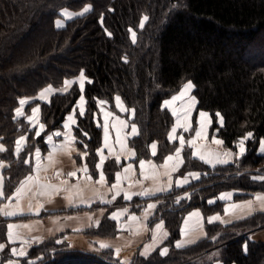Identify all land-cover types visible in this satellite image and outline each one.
Listing matches in <instances>:
<instances>
[{"label":"trees","instance_id":"16d2710c","mask_svg":"<svg viewBox=\"0 0 264 264\" xmlns=\"http://www.w3.org/2000/svg\"><path fill=\"white\" fill-rule=\"evenodd\" d=\"M89 5L86 14L57 26L63 8L80 10ZM145 16L148 19L141 28ZM81 71L89 78L84 88L87 110L83 116L78 114L74 132L78 149L88 153V162L96 161L101 145L102 130L95 120L97 101L105 99L114 106L116 95L136 110L140 134L132 144L138 157L148 155L153 140L160 143L158 157L168 153L172 144L167 131L173 117L163 103L187 81L194 84L196 114L201 109L210 113L211 132L219 129L216 133L225 146L237 149L238 138L253 133L246 155L232 166L219 168L228 167L223 175L194 184L190 189L193 200L173 208L169 198L158 208L152 221L165 213L171 232L166 241L169 252L161 255L156 249L147 257L136 255L130 263L214 264L195 258L210 242L186 249L175 248L174 242L180 237L185 211L204 205L206 196L224 186L264 187L249 178L252 173L264 174V156L257 154L258 141L264 138V0H0V137L7 148L2 153L5 158L15 161V140L28 133L18 165L6 170L11 172L8 190L13 191L14 182L32 171V163L24 160L36 146L46 150L45 134L62 127L81 91L75 84L67 93H56L41 103V122L46 126L41 138H34L36 129L24 118L14 119L18 100L37 94L46 85L60 86ZM217 112L223 117L222 127ZM261 224L264 216L244 223L248 227ZM246 240L236 233L224 238L223 264H264V242L250 240L245 253ZM74 252L52 255V260L43 262L122 264L105 255L95 254L99 257L95 259Z\"/></svg>","mask_w":264,"mask_h":264},{"label":"rangeland","instance_id":"374dc122","mask_svg":"<svg viewBox=\"0 0 264 264\" xmlns=\"http://www.w3.org/2000/svg\"><path fill=\"white\" fill-rule=\"evenodd\" d=\"M83 9L84 8L80 10H72L69 8H63L60 11L59 17L56 19V24L59 20L62 24L60 27H63L67 20L79 16L73 15L69 18L68 16L61 15L62 11L75 14L82 12ZM85 77L87 79L84 81V84H86L89 80L86 75ZM66 79L74 81L73 85L76 84L79 88L80 74ZM187 82H185L179 90L166 98L164 102L172 101L174 96H178ZM61 85L60 87H62ZM55 87L60 88L59 86ZM193 89L194 87L188 90L180 99L172 101L169 106L164 105L168 108L173 117V123L167 131V139L172 146L169 148V152L161 158L158 157L160 143L157 140H153L149 143L147 156L141 158L138 157L137 150L132 144V140L140 134L139 123L136 121V110L134 107L129 106L120 95L116 96L121 98L122 104L125 108L134 110V114H132L131 111H121L120 108L116 107L115 99L114 106H112L107 100L101 99L107 102L104 105V110L111 112L112 115L105 116L104 112H102L98 106V111L95 114V120L97 124L99 122L102 130L101 145L99 148L103 145L105 135L103 124L107 121L110 125L109 144L115 145L117 129H119V136L121 140L125 141L127 149L135 152V157H131L130 152H121L119 145L114 146L112 154H109L108 149H104V155L106 157L103 166V172L106 177V183L104 184H98L96 182L99 178V172L95 168V164L99 162V156L97 155L96 161L88 162L86 156L81 158L80 155L85 151H82L77 147L78 137L75 135L74 127L77 123V116L80 112V108L78 107V110L77 105L81 95L79 96L74 108L70 111L72 113L74 112L73 110H76V117L75 113H72L75 118V123L71 124L74 126H70L71 129L70 132H68V137L62 135L60 137H54L53 141L46 142L48 134L64 129L63 125L66 123L65 119L61 128L51 130L45 134V143L47 146L45 151H43L39 146L35 147V149L39 148L41 151V156L36 159V162H38V164L41 163V165H48L50 145H53L59 140L65 138L67 144L65 147L70 146L72 149L74 148L73 158H70L72 168L68 161L64 159V164L62 163L63 166L59 163L56 164V166H54V164H50L46 168V172L42 171L41 176L36 175L34 177V159H31L32 171L29 174L24 175L23 178L15 181L14 190L10 191L7 188V179L11 176V172L6 173V170H15L12 167H16L18 165L22 152L19 154V158L13 154L15 160L13 162L9 161L2 153H0V161H2L5 165L4 168L0 169V175L3 177L4 192V197L0 198V243L6 244L5 249L0 251V264H7L9 260L19 261V264H27V260L29 259L33 261L34 264H44L45 261L43 262V260L46 258L52 260V255H55V257H64L68 255L69 253H65V251L68 250H76V252H74L75 254L81 251L80 253L83 252L84 255L93 256L95 259H99L96 255H105L121 262L122 264L132 263L136 255H140V257H147L156 249H159L161 252L162 249L167 248L168 253L170 245L168 242L166 243V241L170 237L171 232L167 226L165 213L163 212L161 218H157L152 221V218L156 216L158 208L166 204V200L169 198L173 199V208L178 207L177 205H184L186 200L189 198L190 200H193L194 195L190 189L195 183L202 185V183L219 178L224 174V170H228V167L223 170L219 168L229 165L232 166V164H235L237 160H239L233 154H229L227 156L224 155L225 152L229 151L230 153H236L238 149L233 150L225 146L224 141L217 135L216 131L214 133L211 132L210 125L206 129V138H197L195 147H189L187 143L185 144V147L181 152L182 163L175 158L174 153L175 149L179 147V140H169L171 129L176 123V116L173 115V110H175L177 114L181 115L182 122V114L184 112H188V123L191 125L192 129H196L198 126L197 121L200 119L199 113L201 111L208 113V111L201 109L198 110L196 114L198 100L193 93ZM83 96L85 98V106L87 110V98L84 91ZM25 97L30 96H23L22 98ZM192 97L195 98L194 101L191 99ZM27 100L30 101V103L26 104L22 109L25 115L19 117L24 118L25 120L27 116L32 115L31 108H33L37 101V99ZM120 120L126 121V126H121L119 124ZM209 122L211 124V117ZM40 123L42 122L37 116L35 127H32L31 124L30 126L31 128H35L37 130ZM132 124L136 125L138 135L128 136V133L131 132ZM111 125H115V127H111ZM65 130L66 129L60 132L66 133ZM180 134H183L186 142L194 136V132H184L182 128H178L175 135L178 137ZM21 135H24L27 140L23 146L24 150L28 143V133H23ZM21 135H19L16 139H18ZM214 136L216 139L222 140L223 144H215L213 142ZM69 141H71V143H69ZM154 142L157 144L155 156L152 155L150 148V145ZM0 144H3L7 150L1 137ZM35 149L32 153H34ZM14 150L15 144L12 153H14ZM117 154L120 155V164H117L115 160V156ZM169 155L173 156V160L166 162V158ZM201 156H204L205 159H201ZM217 157L221 160H227L228 162L220 163L218 162ZM28 158L30 157L28 156ZM141 159L153 162L154 167L152 169L154 170L150 171L149 175H145L144 172L143 175H141V173L137 172L139 170V160ZM206 160H211V163L205 162ZM129 163L133 165V168L127 173H124L123 169ZM84 164H87L88 175H91V180L87 179V175L83 172L76 171V177L68 176V173H70L73 169H81ZM162 165H164V169L158 172V170L162 169ZM117 172L122 174L120 184V189H122V191L120 192V195L117 196L116 200L112 201V196L115 194V190L109 191V189L111 188V185L116 182L115 174ZM50 173L51 175L48 176ZM193 173H198L199 178H194L193 175H190ZM256 175L264 174L252 173L249 175V178L258 183H264V181L252 179V177ZM29 176H31L32 179L25 184L21 193L9 200L8 198L13 196L16 188L19 187L21 182L25 181V179ZM185 176H187L188 182L183 183L181 187H177L176 181L178 179L183 181ZM164 178L165 183L167 182V186L169 180H171L170 189L168 188V190L165 191H156L155 194L151 196L133 195L131 200L124 199V191L138 193L144 189L163 188ZM64 181H67V183H63ZM137 181H140V183H137ZM258 185L260 186L259 189L224 186V188L217 190L214 194L206 196L207 199L204 205L198 204L188 208L185 211L181 222L180 237L174 242L175 248L186 249L200 242H203L202 245H204L207 241L211 243L210 247L197 254L195 258L200 257V259L213 261L214 264H223L221 253L226 244L223 240L228 234L236 233L237 238L245 236L246 239L251 237L250 240L264 242V224L254 227L244 225V223L251 218L261 219V217L264 216V201L256 199L258 195L264 197V187L260 184ZM39 192L45 193V195L40 196ZM227 194H231L230 197L224 199L221 198ZM178 197L183 198L177 203ZM102 200L111 201V203H102ZM209 200L214 201V203H208ZM248 202H251V204L249 205ZM148 204H156V207L149 210V214L145 215V209ZM226 208L228 209L227 214L225 213ZM38 209L39 214L37 215L36 212ZM118 209L120 217H123L125 213H127L126 218L123 220L110 219L109 217L112 211L114 212ZM124 209H127V212H124ZM197 211L201 214V216L190 217V213ZM4 212H13L15 214L12 216H5ZM128 215H133L137 219H130L131 216L128 219ZM217 215H219L220 219L215 220L212 223H208L209 217ZM85 218H87L88 221L86 224H84L86 222ZM186 219L188 221L187 231H191V233L195 230L200 231L202 237L195 242L188 244L184 243V246L177 247V243L181 241L180 239L183 234L182 224ZM38 220L43 221L45 225L42 227ZM161 220L164 222L163 229L156 230L154 237L155 225ZM9 224L14 225L12 232L13 237L16 240L15 243L7 242V226ZM25 225H27V227H25ZM46 227L49 229V232L45 231ZM41 228H43L45 238L39 239L41 236L38 235V233L42 234ZM165 233H167V235H165ZM58 240L62 242L57 243ZM142 240L146 242L143 244ZM140 241H142V247L136 250L137 247L135 245L139 244ZM101 243H105L109 245V247L101 249L99 247ZM131 246H133V248H130ZM13 247L18 249L23 247L27 251V257L20 258L12 255L10 250ZM117 249L119 250L118 253L116 251ZM141 253L144 254L142 255ZM72 259L73 258H70L65 261Z\"/></svg>","mask_w":264,"mask_h":264},{"label":"snow or ice","instance_id":"6c2138e0","mask_svg":"<svg viewBox=\"0 0 264 264\" xmlns=\"http://www.w3.org/2000/svg\"><path fill=\"white\" fill-rule=\"evenodd\" d=\"M91 10V5L87 6V7H84L83 11L82 12H79V13H75V14H72V13H68L67 11H62L61 12V15L63 16H68L69 18H71L73 15H84L86 14L87 12H89ZM102 19L101 18V22H102ZM148 18L147 16H145L143 18V20L141 21V24H140V27L142 28L143 27V24H144V21H146ZM57 26L60 27L62 26V24L60 23V21L58 20L57 21ZM130 31H132L130 29ZM109 35H111V33H109ZM132 38H133V42H135V32L132 33ZM125 62H126V58H125ZM87 78L84 76V73L83 71H81L80 73V81H79V88H80V91H81V96L79 98L80 100V103L78 105V107L80 108V116H83L84 115V112H85V109H84V104H85V98L83 96V91H84V88H85V84H84V81L86 80ZM72 83H74V81H66L65 82V86H70ZM89 83H91V81H89ZM194 87V85L192 84L191 81H188L182 88L180 94L178 96H174L172 98V101H175V100H178L180 99L181 97H183L185 95V93L192 89ZM51 89H46L45 92L47 91H50ZM45 92H41L40 93V97L42 98L45 94ZM115 102H116V107L120 108L121 111H131L132 114H134V110H129L127 108H125L122 104V101H121V98L119 96H116L115 98ZM193 101L195 100L194 97L191 98ZM172 101H165L164 102V105L165 106H169ZM30 103V101L26 100V99H19L18 100V104H19V107H17L14 111H15V116H14V119L15 118H19L21 116H24L25 113L22 111V109L24 108V106L26 104ZM107 102L106 101H103V100H98L97 101V104L98 106L100 107L101 111L104 112L105 116H111V112H107L104 110V105L106 104ZM40 111V108L39 106L37 107H33L31 108V113L32 115H29L26 117V121L28 123H30L32 125V127H35L36 125V122H37V116L36 114ZM75 111V110H73ZM173 115L176 116V123L175 125L172 127L171 129V133L169 135V140L170 141H175L176 139L179 140V147H177L175 149V153H174V156L177 160H179L180 163H182V158H181V152L183 150V148L185 147V144L187 143V145L189 147H195L196 145V140L197 138H206V127L209 125V121H210V117H209V114L206 113V112H203L201 111L199 113V117L200 119L197 121V128L196 129H192L191 125L188 123V112H184L182 115H183V122H182V119H181V115L180 114H177V112L175 110H173ZM216 117L218 118V121H219V125L222 127L223 126V117L221 116V114L219 112H217L216 114ZM75 123V118H74V115H68L67 116V122L63 125V127L65 129H68L70 128L71 124H74ZM119 124L121 126H126V121L124 120H120L119 121ZM97 126H101L98 122ZM111 127H115V125H111ZM109 128H110V125L107 121H105V123L103 124V129H104V141H103V145L101 148L97 149V155L99 156V162H97L95 164V168L98 170L99 172V178L98 180L96 181L98 184H104L106 183V177H105V174L103 172V166H104V163H105V160H106V157L104 155V149H108L109 151V154H112L113 152V148L115 145H119L120 146V150L121 152H125V151H128L130 152L131 154V157H135V152L134 151H131V150H128L127 147H126V144H125V141L124 140H121L120 136H119V129H117V136H116V139H115V145H110L109 144ZM178 128H182L184 132H194V136L193 138L189 139L187 142L185 141V138L183 136V134H180L178 137L175 135L177 133V129ZM31 130V129H30ZM45 130V125L43 123H40L39 124V127L37 128V130L35 131V134H34V138H41L42 137V133L44 132ZM219 129H217L216 131H218ZM85 136H87V133H83ZM62 135H66L65 133H62L60 131H55L51 134H48L47 137H46V142L48 141H53L54 140V137H60ZM135 135H138V129L136 127L135 124H132L131 125V132L128 133V136H135ZM253 139V133L252 132H247L245 133L242 137L238 138V141L236 142V145L235 147L238 149V151L236 153H230L229 152H225L224 155L227 156L229 154H233L236 156L237 159H240L241 157H243L244 155H246L247 153V142L252 140ZM26 142V137L24 135H21L18 139H16L15 141V150H14V155L19 158V154L23 151V146ZM213 142L217 145H222L223 144V141L220 140V139H216L215 136L213 137ZM69 143H71V141H69ZM85 149H87V145L85 144L84 145ZM150 148H151V151H152V155L155 156L156 155V149H157V144L154 142L150 145ZM6 149L4 147L3 144H0V153H3L5 152ZM257 154L258 155H262L264 156V138H261L259 141H258V150H257ZM81 155V158L85 157L88 155L87 151L83 152L80 154ZM41 156V151L39 148H36L34 153H30L29 154V157L30 158H26L24 160V163L25 164H29L31 163V159H38L40 158ZM201 159H205L204 156H201L200 157ZM115 160H116V163L117 164H120V155L117 154L115 156ZM173 160V156L172 155H169L167 158H166V162L167 161H171ZM217 160L218 162L220 163H227L228 161L227 160H221L219 159V157H217ZM205 162H208V163H211V160H206ZM149 164L151 165L152 162L151 161H145L143 159L139 160V165H140V168H141V175H143V169H144V166L145 164ZM5 165L2 161H0V169L4 168ZM154 167V166H153ZM133 168V165L131 163L127 164V166L123 169V172L124 173H127L130 169ZM259 172V170H257ZM77 172H83L84 174L87 175V179L91 180V175H88V169H87V164H84V166L81 168V169H77ZM77 172H70L68 173V176L69 177H76L77 176ZM190 175H193L194 178H199V174L198 173H193V174H190ZM147 178V177H145ZM32 179L31 176L27 177L25 179V181H22L20 186L16 188L15 192L13 193V196L12 197H9L8 199L11 200L13 197H15L16 195H18L19 193H21L22 189L24 188L25 184L30 181ZM115 179H116V182L113 183L111 185V188L109 189V191H113L115 190V194L112 196V201L116 200L117 196L120 195V192L122 191V189H120V184H121V179H122V174L120 172H117L115 174ZM252 179L254 180H261V181H264V175H256V176H253ZM188 182V178L187 176L184 177L183 181L181 180H177L176 181V186L177 187H181L183 183H187ZM63 183H67V181H64ZM137 183H140V181H137ZM168 188L170 189L171 188V180H169V183H168ZM164 190H167V189H164V188H157V189H144L143 191L141 192H138V193H130V192H127V191H124V199L125 200H131L132 199V196L133 195H140V196H151V195H154L156 191H164ZM231 194H227L226 196H222L221 198L224 199V198H228L230 197ZM4 197V192H3V177L2 175H0V198H3ZM183 197H178L177 198V203L179 202L180 199H182ZM257 200H261V201H264V197L262 196H257L256 197ZM102 203H111V201H107V200H102L101 201ZM208 203H214V201L212 200H209ZM249 205L251 204V202H248ZM42 207V206H41ZM156 207L155 204H148L147 205V208L145 209V215L149 214V210L151 209H154ZM124 212H127V209H124L123 210ZM228 212V209L226 208L225 209V213L227 214ZM15 213L13 212H4V215L5 216H12L14 215ZM36 214L38 215L39 214V209L37 210ZM119 215L120 213L119 212H114L110 215V219H114V220H118L119 218ZM190 217L191 216H196V217H199L201 216V214L197 211V212H193V213H190L189 214ZM130 219H137L135 216H131ZM220 219L219 215L217 216H213V217H209L208 218V223H212L213 221L215 220H218ZM98 223V222H97ZM185 223L187 224V220L185 221ZM163 225H164V222L161 220L158 224L155 225V230H154V237H155V231L156 230H161L163 229ZM8 231H7V242L8 243H15L16 240L14 239L13 237V232H12V229L14 227V225L12 224H9L8 226ZM25 227H27V225H25ZM185 230L182 229V232H184ZM187 234V233H185ZM165 235H167V233H165ZM215 239V238H214ZM251 237H249V240H246L243 245H242V248L243 250L245 251V253L247 252L248 250V242L250 241ZM62 241H57V243H61ZM188 242H192L191 240H189ZM26 243V241H25ZM181 244L178 242L177 243V247H180ZM6 247V244L5 243H0V251H3ZM99 247L101 249H104V248H108L109 245L105 244V243H101L99 245ZM11 254L14 255V256H17V257H20V258H26L27 257V251L21 247V248H11ZM117 253L119 252V250L117 249L116 250ZM167 248H164L161 250V255H165L167 253ZM142 255L144 253H141ZM7 264H19V261H12V260H9L7 262ZM27 264H34L33 261H31L30 259L27 260Z\"/></svg>","mask_w":264,"mask_h":264},{"label":"crops","instance_id":"0c3cea01","mask_svg":"<svg viewBox=\"0 0 264 264\" xmlns=\"http://www.w3.org/2000/svg\"><path fill=\"white\" fill-rule=\"evenodd\" d=\"M85 76V75H84ZM66 81H71L70 79H66L65 80V82ZM65 82L61 85L62 87H60V88H58V87H55L54 85H52V84H49V85H46L45 87H43L42 89H40L39 90V92L37 93V94H35L34 96H30V97H25V98H22V99H29V100H32V99H37V101H36V104L33 106V107H37V106H39V108H40V111L36 114V116H38V119L40 118V121H41V103H43V102H48V101H50V99H51V97L54 95V94H56V93H64V92H67L68 90H70L69 88H71L72 87V85H73V83L70 85V86H65ZM51 89L50 91H47V92H45V90L46 89ZM41 92H45V94H44V96L41 98L40 97V93ZM79 103H80V100L78 101V105H79ZM78 105H77V109H78ZM84 109L86 110V106H85V104H84ZM79 110V109H78ZM72 113H75V117H76V110L74 111V112H72ZM71 112L68 114V115H73ZM208 114H209V116H210V113L208 112ZM67 115V116H68ZM211 117V116H210ZM66 120H65V122H67V117L65 118ZM115 122V121H114ZM211 123H212V119H211ZM209 125L211 126V124H210V122H209ZM208 125V126H209ZM72 126H74V125H71V127ZM208 126L206 127V129L208 128ZM71 127L69 128V129H66L65 131H66V135H65V137L67 136L68 137V132H70V129H71ZM65 129V128H64ZM63 129V130H64ZM63 130H60V131H63ZM27 141V140H26ZM68 142V141H67ZM67 144H66V140H65V138L64 139H62V140H59L58 142H56V143H54L53 145H50V154H49V156H48V162H49V164L48 165H41V163H39L38 164V162H36V159H34V177L36 176V175H38V176H41L42 175V171H44V172H46V168L50 165V164H54V166H56V164H60V165H62L63 166V160L65 159V160H67L68 161V163L71 165V168H72V163H71V161H70V158H73V151H74V148L72 149L70 146H67V147H65ZM73 160V159H72ZM146 161V160H145ZM63 163V164H62ZM153 166H154V164H153V162H152V164L151 165H149V164H145V166H144V169H143V172H144V174L145 175H149V172L150 171H152V170H154V169H152L153 168ZM164 169V165H162V169H160V170H158V172L159 171H162ZM77 171V169L75 168V169H73L71 172H76ZM137 172H139V173H141V168H140V165H139V170L137 171ZM51 175V173L50 174H48V176H50ZM54 177V176H53ZM145 178V177H144ZM62 186V185H61ZM167 187V188H166ZM163 188L164 189H167L168 190V186H167V182L165 183V178H164V183H163ZM63 189V188H62ZM165 191V190H164ZM40 193V196L41 195H45V193H42V192H39ZM156 205V204H155ZM114 212H119V209L118 210H115ZM113 211H112V213H114ZM111 213V214H112ZM126 215H127V213H125V215L123 216V217H120V215H119V220H123L124 218H126ZM130 216H133V215H128V219H129V217ZM86 219V222L84 223V224H86L88 221H87V218H85ZM187 220V219H186ZM185 220V221H186ZM39 221V224L43 227L45 224L43 223V221H41V220H38ZM83 224V223H82ZM183 229L185 230L184 232H183V234H182V236H181V241H179V242H181L180 244H182L181 246H184V243H191V242H188L189 240H191L192 242H195L196 240H198L200 237H202V234H200V231H193L192 233H191V231H187V226H188V221H187V224L185 223V222H183ZM45 231L46 232H49V229H47V227L45 228ZM41 232H42V234H39L38 233V235H40L41 237L39 238V239H42V238H45L44 237V231H43V228H41ZM185 233H187V234H185ZM204 234V233H203ZM149 239V238H148ZM147 239V240H148ZM143 241V244L146 242V241H144V240H142ZM142 241H140L139 242V244H134L136 247H137V249L136 250H138V249H140V247H142ZM130 248H133V246H131ZM129 248V249H130ZM125 251V250H124ZM123 251V252H124Z\"/></svg>","mask_w":264,"mask_h":264}]
</instances>
